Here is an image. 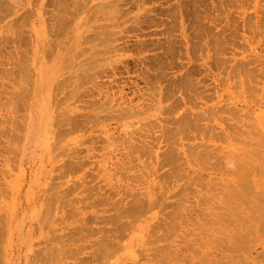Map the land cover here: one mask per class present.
<instances>
[{"label": "rangeland", "instance_id": "obj_1", "mask_svg": "<svg viewBox=\"0 0 264 264\" xmlns=\"http://www.w3.org/2000/svg\"><path fill=\"white\" fill-rule=\"evenodd\" d=\"M263 122L264 0H0V264H264Z\"/></svg>", "mask_w": 264, "mask_h": 264}, {"label": "bare ground", "instance_id": "obj_2", "mask_svg": "<svg viewBox=\"0 0 264 264\" xmlns=\"http://www.w3.org/2000/svg\"><path fill=\"white\" fill-rule=\"evenodd\" d=\"M34 111H35V110H33V115H32V120H31L32 123H30L31 126L29 127V130H31V131H32V126H34L35 123H37V122H36V119H35V116H36V115L34 114ZM60 122H61V121H60ZM60 122H59V123H60ZM56 123H57V122H56ZM263 124H264V122H263ZM228 127H229V126H228ZM214 128H215V127H214ZM214 128H213V129H214ZM238 128H239V127H238ZM258 129H259V130H258ZM258 129H257V131H259V132L261 131V132H262V130H260V128H258ZM39 130L42 131V125L39 127ZM31 131H30V132H31ZM241 131H242V130H241ZM30 132L27 133V136H30V135H29V134H31ZM38 132H39V131H38V127H37V124H36V125H35V130H34L32 133H33V134H37ZM59 132H60V131H59ZM249 132H251V131H249ZM259 132H258V133H259ZM39 133H40V132H39ZM244 133H245V132H244ZM262 133H263V132H262ZM262 133H261V134H262ZM254 134H255V133H254ZM256 134H257V133H256ZM259 134H260V133H259ZM261 134H260V135H261ZM260 135H259V136H260ZM27 136H26V138H27ZM262 137H263V136H262ZM263 139H264V137H263ZM60 140H61V139H60ZM62 140H63V139H62ZM241 140H242V139H241ZM46 142H47V141H46ZM241 142H243V141H241ZM244 142H245V141H244ZM248 142H249V141H248ZM246 143H247V142H246ZM251 143H252V142H251ZM246 145H247V144H246ZM248 145H249V144H248ZM49 147H50V144L47 142L46 147H45V150H46V149H49ZM249 147H250V146H249ZM243 149H244V148H243ZM246 149H247V148H246ZM255 149H256V148H253V149L251 148V150H252L251 152L253 153V151H254ZM259 149H262V148H259ZM248 150H249V149H247V152H250V150H249V151H248ZM263 150H264V149H263ZM205 151H206V150H205ZM205 151H204V152H205ZM244 151L246 152L245 149H244ZM256 151H257V149H256ZM261 151H262V150H261ZM209 152H210V151H209ZM209 152H208V153H209ZM251 152H250V153H251ZM206 153H207V152H206ZM204 154H205V153H204ZM254 154H255V152L252 154V156H249V157L252 158V160H253V157H254L256 154H257V155H256L257 157H255V158H258V154L260 155L261 152H258V151H257L256 154H255V155H254ZM206 155H207V154H206ZM244 155H246V154H244ZM199 156H201V155L199 154ZM197 158H198V157H197ZM200 158H201V157H200ZM202 158H203V157H202ZM205 158H206V157H205ZM207 158H209V157L207 156ZM242 158H243V157H242ZM244 158H245V157H244ZM255 158H254V159H255ZM259 158H262V154H261V156H259ZM198 159H199V158H198ZM245 159H247V158H245ZM262 159H264V158H262ZM243 160H244V159H243ZM231 161H232V160H231ZM249 161H250V160H249ZM205 162H206V161H205ZM208 162H209V161H208ZM232 162H233V161H232ZM244 162H245V161H244ZM246 162H247V161H246ZM252 162H253V161H251V162H247V163H248L249 165H250V163H251V165L254 166V164H252ZM258 162H259V160H258ZM202 163H203V162H202ZM210 163H212V162H210ZM254 163H255V162H254ZM199 164H200V163H199ZM237 164H238V163H237ZM239 164H240L239 167H243V166H241V165L244 164V167L247 169L245 163H242V164L239 163ZM200 165H201V164H200ZM230 165H232V164H230ZM234 165H235V164H234ZM214 166H215V165H214ZM236 166H237L236 168L241 169V168L238 167V165H236ZM253 166H251V167H252L253 170L255 171V166H258V165H255L254 167H253ZM244 167H243V168H244ZM249 167H250V166H249ZM208 168H209V167H208ZM217 168H218V167H217ZM236 168H235V169H236ZM243 168H242V169H243ZM252 168H251V169H252ZM259 168H260V167H259ZM238 169H236V172H237V173H236V174H237L236 177L239 175V173H238V171H237ZM209 170H210V169H209ZM222 171H223V170H222ZM225 171H226V169H225ZM232 171H233V170H232ZM239 171L241 172V170H239ZM248 171H250V170L248 169ZM248 171H246V172H248ZM260 171H262V170H259V172H260ZM230 172H231V171H230ZM230 172H229V173H230ZM234 172H235V170H234ZM244 172H245V171H244ZM250 172H251V171H250ZM232 173H233V172H232ZM232 173H231V174H232ZM257 173H258V172H257ZM257 173H256V174H257ZM233 174H234V173H233ZM242 174H244V176L248 178V176L245 175L246 173H242ZM251 174H252V173H251ZM234 175H235V174H234ZM244 176L242 175L243 182L245 181L244 178H243ZM238 177H239V179H240V178H241V174H240V176H238ZM263 178H264V177H263ZM245 179H246V178H245ZM227 180H228V179H227ZM247 180H248V179H247ZM249 180H251V179H249ZM231 181H232V180H231ZM234 181H235V180H234ZM237 181L239 182V181H241V180H238V179H237ZM237 181H236V182H237ZM252 182H253V181H252ZM261 182H262V181H261ZM213 183H214V182H213ZM228 183H229V182H228ZM244 183H245V182H244ZM247 183H248V181H247ZM232 184H233V183H232ZM232 184L230 183V185H232ZM263 184H264V183H263ZM2 185H3V184H2ZM22 185H23V184H22ZM228 185H229V184H228ZM235 185H238V184L235 183ZM250 185L253 187L254 184H253V185L250 184ZM250 185H248V186H250ZM21 187H22V186H21ZM232 187H233V186H232ZM252 187L249 188V190H251ZM254 187H255V186H254ZM1 188H2V187H1ZM1 188H0V189H1ZM235 188H236V187H235ZM235 188L233 187L234 190H235ZM2 189H3L2 192H4L5 189H4V188H2ZM245 190H247V189H245ZM249 190H247V191L250 192ZM231 192H232V191H231ZM254 192H256L255 189H253V191H252L251 193L256 195V193H254ZM257 192H258V191H257ZM229 193H230V192H229ZM242 193H243V191H242ZM259 193H261V192H259ZM18 194H19V193H18ZM237 194H239V192H238ZM249 194H250V193H249ZM2 195H3V194H2ZM224 195H225V197H227V194H224ZM230 195H232V194H229L228 198L230 197ZM243 195H244V193H243ZM255 195H254V196H255ZM259 195H261V194H259ZM259 195H258V196H259ZM18 196H19V195H18ZM258 196H257V197H258ZM262 196H263V195H262ZM239 197L241 198V195H239L238 198H239ZM232 198H233V197H232ZM254 198H256V197H254ZM254 198H253V195H252V199H253V200H255ZM258 198H259V197H258ZM1 199H2V198H1ZM249 199H250V198H248V200H249ZM221 200H222V199H221ZM256 200H257V198H256ZM256 200H255V201H256ZM224 201H225V200H224ZM229 201H231V199H230ZM241 201H243V200H241ZM3 202H4V201H3ZM3 202L1 203V205L3 204ZM225 202H226V201H225ZM216 203H217V202H216ZM227 203H228V201H227ZM231 203H232V202H231ZM261 203H262V202H261ZM220 204H221V203H220ZM232 204H233V203H232ZM236 204H237V203H235V205H236ZM244 204H246V203H244ZM249 204H251V203H249ZM228 205H229V204H227V205H225V206H228ZM237 205H238V204H237ZM247 205H248V204H247ZM253 205H254V204H253ZM260 205H261V204H260ZM217 206H219V205H217ZM249 206H250V205H249ZM261 206H262V205H261ZM261 206H258V207L260 208ZM220 207H221V206H220ZM220 207H218V208H220ZM237 207H238V206H237ZM224 208H225V207H224ZM231 208H232V207H230V208H228V209L231 210ZM235 208H236V206H235ZM248 208H250V207H248ZM220 209H221V208H220ZM233 209H234V205H233ZM237 209L241 211V209H240L239 207H238ZM252 209H253V208H252ZM42 210H43V209H42ZM230 210H229V211H230ZM234 210H235V209H234ZM260 210H262V209H260ZM223 211H224V213H225V210H224L223 207H222V212H223ZM231 211H232V210H231ZM250 211H252V210H250ZM250 211H249V212H250ZM254 211H255V210H254ZM222 212H220V213H222ZM232 212H233V211H232ZM263 212H264V211H263ZM263 212H262V213H263ZM233 213H234V212H233ZM241 213H242V212H241ZM243 213H244V212H243ZM215 214H216V213H215ZM222 214H223V213H222ZM239 214H240V212H239ZM41 215H42V214H41ZM219 215H221V214H219ZM224 215H225V214H224ZM224 215H223V217H224ZM227 215H228V214H227V211H226V216H227ZM231 215H233V214L231 213ZM241 215H242V214H241ZM221 216H222V215H221ZM221 216H220V217H221ZM229 217H230V216H229ZM229 217H228V218H229ZM232 218H233V217H232ZM225 219H226V218H225ZM215 220H216V219H215ZM238 220H240V219L238 218ZM241 220H242V219H241ZM255 220H257V219H255ZM184 221H185V220H184ZM236 221H237V220H236ZM243 221L246 222L245 220H243ZM247 223H249V222H247ZM183 224H184V223H183ZM225 224H226V222H225ZM227 224H228V223H227ZM253 224H254V223H253ZM253 224H252V225H253ZM246 225H247V224H246ZM248 226H251V225H248ZM251 227H252V226H251ZM227 235H229V234L227 233ZM230 235H231V234H230ZM0 236H2V234H0ZM232 236H233V235H232ZM1 239H2V238H1ZM1 239H0V240H1ZM231 239H233V238L231 237ZM233 240H234V239H233ZM224 246H225V245H224ZM157 247H158V246H157ZM159 249L161 250V248H159ZM159 249H157V250H159ZM160 250H159V254H160V252H161ZM166 251H167V250H166ZM198 251H199V250H198ZM60 252H61V251H60ZM162 253H163V251H162ZM174 253H175V252H174ZM155 254H156V253H155ZM58 255H60V253H59ZM160 255H161V254H160ZM162 255H163V254H162ZM162 255H161V258H162ZM176 256H177V255H176ZM152 257H153V256H152ZM174 257H175V256H174ZM58 258H60V257L58 256ZM163 258H164V255H163ZM166 259H167V258H166ZM171 259H172V258H171ZM163 260H164V259H163ZM178 260H179V259H178ZM168 261H169V260H168ZM200 261H201V260H200ZM185 262H186V261H185ZM230 263H232V262H230ZM162 264H163V263H162ZM228 264H229V263H228Z\"/></svg>", "mask_w": 264, "mask_h": 264}]
</instances>
